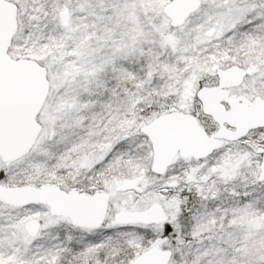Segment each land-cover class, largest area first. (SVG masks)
Segmentation results:
<instances>
[{"label":"snow or ice","instance_id":"snow-or-ice-1","mask_svg":"<svg viewBox=\"0 0 264 264\" xmlns=\"http://www.w3.org/2000/svg\"><path fill=\"white\" fill-rule=\"evenodd\" d=\"M0 264H264V0H0Z\"/></svg>","mask_w":264,"mask_h":264}]
</instances>
